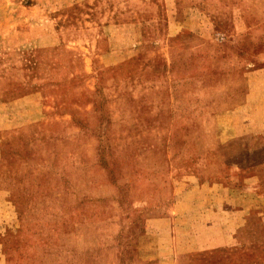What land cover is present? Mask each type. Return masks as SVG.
Masks as SVG:
<instances>
[{"label":"rangeland","instance_id":"1","mask_svg":"<svg viewBox=\"0 0 264 264\" xmlns=\"http://www.w3.org/2000/svg\"><path fill=\"white\" fill-rule=\"evenodd\" d=\"M263 163L264 0H0V264H264Z\"/></svg>","mask_w":264,"mask_h":264},{"label":"crops","instance_id":"2","mask_svg":"<svg viewBox=\"0 0 264 264\" xmlns=\"http://www.w3.org/2000/svg\"><path fill=\"white\" fill-rule=\"evenodd\" d=\"M230 76L229 82H230V90L229 95L226 96V100L224 102L219 101L217 105H220L215 112L214 117L215 120H221L220 123V135L223 137L220 141L222 143L226 144L224 146H227L226 141L233 139V149H234V142L236 139L239 140V138L243 135L248 133L245 129L244 132H239V127L244 126V128L248 127L249 121L251 122V119L247 113H245V109L247 107L248 103V96H249V79L246 76V73H243L239 70H231L230 73H228ZM224 103V106L222 107ZM245 113V114H244ZM228 133V137L225 136ZM250 133V132H249ZM249 148H247L246 145L241 147L239 151H242L240 154H245V151H247ZM240 164V165H238ZM264 164V163H263ZM233 165L235 168H237V172L233 171V176L236 174L235 177L237 179L242 180L243 182L248 181L251 178H248L247 174V165H242L241 163L233 162ZM257 180V177L255 178Z\"/></svg>","mask_w":264,"mask_h":264}]
</instances>
